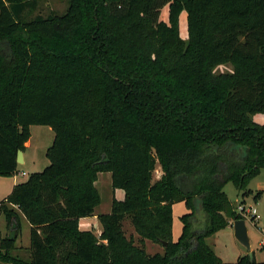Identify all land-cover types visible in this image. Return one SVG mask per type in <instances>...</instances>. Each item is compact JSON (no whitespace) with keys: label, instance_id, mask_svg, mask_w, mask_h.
<instances>
[{"label":"trees","instance_id":"16d2710c","mask_svg":"<svg viewBox=\"0 0 264 264\" xmlns=\"http://www.w3.org/2000/svg\"><path fill=\"white\" fill-rule=\"evenodd\" d=\"M167 3L170 21L160 17ZM37 5L0 0V175L16 171L32 125L55 133L50 164L0 200L9 228L20 230V214L30 223L29 256L3 237L0 261L234 264L207 238L240 218L226 183L244 195L264 168V123L254 119L264 114V0H69L61 16L26 18ZM222 64L233 70L216 72ZM105 171L125 198L98 214L97 234L79 221L102 202ZM126 219L141 243L126 235ZM146 239L163 251L149 253Z\"/></svg>","mask_w":264,"mask_h":264},{"label":"rangeland","instance_id":"374dc122","mask_svg":"<svg viewBox=\"0 0 264 264\" xmlns=\"http://www.w3.org/2000/svg\"><path fill=\"white\" fill-rule=\"evenodd\" d=\"M68 8L69 0H38L37 7L34 10L29 11L26 18L30 20L39 14L46 17L52 13L61 16L68 10ZM160 17L161 19L170 21L169 3L162 8ZM177 25L180 36L187 39L189 36L188 14L185 9L178 12ZM4 41L8 44L9 37L5 36ZM232 70V66L229 64H222L215 68L216 72ZM31 92L32 90L28 91L29 95ZM254 119L259 123L264 122V114H256ZM54 136V131L48 125L31 126V137L29 138L30 144L28 145L27 142H25V150H22L25 153L24 158H26V160L17 164V169L14 173L0 175V200L4 199L11 193L14 180L22 183L26 181L32 173L41 172L50 164V159L46 155V150L53 143ZM23 172L25 174H23ZM98 175L96 187L101 195L102 202L96 207V212L108 213L111 211L113 198L123 200L125 198V190L123 188H114L112 186V174L110 171L100 172ZM162 175L163 170L159 163H157L153 173L154 180L159 179ZM247 188H250L252 193H248V189H246V194L242 195L232 182H228L224 186V190L231 201L234 203H240L242 201L246 203L247 208L249 206L257 208V219L253 220L251 216L245 219L250 237V248L248 249L235 237L234 228L231 226H227L209 236L207 242L214 248L218 256L226 262L236 264L240 257H245L247 258L246 261L239 264H252L251 259H254L255 264H264V168H262L259 174L249 181ZM258 191H261V195L259 198L254 199V195ZM185 212H187L185 202L181 201L173 205V234L175 239H178L182 232L183 225L180 216ZM89 222L90 230L99 234L98 232L100 231L101 226H97L98 222L93 219H89ZM20 229V235L18 239H16V246L18 248L13 254L27 258L29 256L31 228L28 220L22 215L20 217ZM8 230L6 216L1 214L0 236H7ZM123 230L128 237L133 236L135 243H141L140 237L131 224L130 219H126L123 222ZM146 241L144 245L149 253L154 254L163 251V247L160 244L154 243L151 240ZM0 264L3 263L0 261Z\"/></svg>","mask_w":264,"mask_h":264},{"label":"water","instance_id":"95a60500","mask_svg":"<svg viewBox=\"0 0 264 264\" xmlns=\"http://www.w3.org/2000/svg\"><path fill=\"white\" fill-rule=\"evenodd\" d=\"M17 162L18 163L24 162V152L21 149L18 151L17 154ZM232 225L234 228L235 237L249 249L250 237L245 219L237 218L233 221ZM17 229H18V225L16 222H14L13 225L11 226V231L9 232L7 237H9L10 239H16Z\"/></svg>","mask_w":264,"mask_h":264},{"label":"crops","instance_id":"0c3cea01","mask_svg":"<svg viewBox=\"0 0 264 264\" xmlns=\"http://www.w3.org/2000/svg\"><path fill=\"white\" fill-rule=\"evenodd\" d=\"M261 123H264V122H261ZM33 126V125H32ZM52 129V128H51ZM30 131H31V127H30ZM27 144L29 145L30 143H29V140L27 141ZM24 155H25V153H24ZM24 160H26V158H24ZM19 182L17 181L16 182V180H14V182H13V187H14V185H16V184H18ZM242 202V201H241ZM236 203H239V202H236ZM98 214H100V213H97L96 211H95V214L93 215V216H89V217H83V218H81L80 219V221H79V226H80V228L82 229V230H90V222H89V219H93V220H96L98 223H97V226H101V224H100V222H99V220H98ZM1 215V214H0ZM23 216V215H22ZM20 217H21V214H20ZM30 224V223H29ZM229 226H231L232 228H233V225L232 224H230ZM8 234H9V232L11 231V227L9 228L8 227ZM21 230V229H20ZM20 230H18L17 229V236H16V238L18 239V237H19V235H20ZM101 230H102V227H101V229H100V231L98 232V233H100L101 232ZM0 233H1V231H0ZM8 234H7V236H8ZM7 236H5V237H7ZM173 236H174V234H173ZM1 238H3L2 237V235L0 236V239ZM175 238V237H174ZM146 240H148V239H146ZM146 242H148V241H146Z\"/></svg>","mask_w":264,"mask_h":264},{"label":"built area","instance_id":"2783aa9c","mask_svg":"<svg viewBox=\"0 0 264 264\" xmlns=\"http://www.w3.org/2000/svg\"><path fill=\"white\" fill-rule=\"evenodd\" d=\"M23 174H25V173L23 172ZM236 212L240 216V218H243V219H246L247 217H250V216L252 218L255 217V219L258 218L257 208L254 206H249L247 208V205L244 202L238 203V205L236 207Z\"/></svg>","mask_w":264,"mask_h":264}]
</instances>
